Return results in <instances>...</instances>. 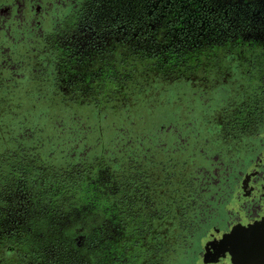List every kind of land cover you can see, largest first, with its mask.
Here are the masks:
<instances>
[{
  "label": "flooded vegetation",
  "instance_id": "af4514ba",
  "mask_svg": "<svg viewBox=\"0 0 264 264\" xmlns=\"http://www.w3.org/2000/svg\"><path fill=\"white\" fill-rule=\"evenodd\" d=\"M110 1L104 21L94 17L102 7L100 0H0V31L34 36L45 33L42 41L51 42L60 58V68L68 74L69 87L79 89L80 93L112 97L133 84L139 94L126 100L130 109L141 105L145 97L157 102V93L169 91L197 93L203 101L209 100L210 94L222 92L223 107L229 97L237 98L242 90L256 84L259 67L264 64V37L257 33L245 35L244 29L232 27L211 8L209 0H154L151 9H138L135 19L115 12L117 0ZM6 40L4 45L9 44ZM253 141L256 140L242 144L252 147L256 144ZM252 151L245 149L247 156L236 158L238 180L231 192L222 196L221 207H201L206 216H199L198 206L195 214L189 210L180 216L177 204L171 206L172 214L175 210L167 228L171 248L163 254L142 249L140 264H231L228 253L222 250L211 259V254L215 255L211 247L217 246L221 234L237 223L254 222L264 208V164ZM10 160L0 155V162L7 164ZM8 166H12L9 175L0 177V264H59L49 255V245L36 248L20 227L23 214L42 202H30L33 186L16 171L14 163ZM248 173H252L250 178L242 184ZM246 184L251 190L245 196L242 187ZM227 199L238 206L228 208ZM156 205L160 213L161 204ZM42 207L49 210L48 204L42 203ZM121 211L106 210L108 227L114 228L118 239L131 234L126 237L137 240L131 219ZM169 219L160 224L167 226ZM183 222L186 228L193 225L191 232H181L185 228L178 224ZM136 243L139 246L140 242ZM126 252L127 249L122 251L116 264L129 263ZM246 253L249 264H264V242L253 253L243 249L241 255ZM148 255L154 256V262L149 263Z\"/></svg>",
  "mask_w": 264,
  "mask_h": 264
},
{
  "label": "trees",
  "instance_id": "16d2710c",
  "mask_svg": "<svg viewBox=\"0 0 264 264\" xmlns=\"http://www.w3.org/2000/svg\"><path fill=\"white\" fill-rule=\"evenodd\" d=\"M44 36L45 33L42 32L34 36L31 33L0 31V123L6 127H10V123L13 124L14 131L19 128L17 134L14 132L7 138L0 136V155L12 160L16 171L33 186L32 190L37 186V182H40V190L43 191L44 180L41 176L44 167L49 170L50 165L45 161L44 155L38 153L37 142L33 145L27 143V140L35 136V130L38 128L21 130V126L29 121L28 117L32 113L35 115L37 106L43 105L45 98L50 97L52 117L48 114L49 120L53 129L63 135L61 144L70 145L67 147V155L72 160L62 169V182L48 183L47 192H50L53 198L59 194L67 200L81 194L83 200L84 195L88 194L93 197V201L92 204H86L87 207L101 210L99 212L103 215H106L107 209H122V215L131 219L130 224L135 227L134 232L141 234V221L151 214L152 204H161V212L158 213L160 223L165 222V215H175V210L173 214L170 212L173 204H177V214L180 216L187 214L189 210L195 214L198 206L199 216H206L205 209L201 207L221 204L222 196L230 193L237 183L236 159H226L222 163L219 156H215L216 159L212 161L210 168H197L200 172L190 182L187 178H182L180 182L175 181L176 176L158 163L156 155L147 153L146 146L140 143L139 138L130 139L127 144L120 142L126 134L132 137L131 130L135 129V118L128 108L130 102H126L129 97L133 98L139 94L135 86L129 84L112 97L98 93L88 95L80 93L79 89H71V85H68V74L66 75L63 67L60 68V58L55 48L51 42L42 41ZM4 40L9 41V44L4 45ZM262 65L263 67H259L256 84L253 87L248 86L247 91L242 90L237 98L231 97L234 102L227 100V110L232 112L226 123L227 132L222 128V135V129L218 128L216 131L219 133L216 132L215 137L228 135V138L238 140V152L241 146L243 147L242 142L255 139V156L264 164V64ZM34 92L38 94L33 96ZM28 101L35 111L30 113L28 110V113L23 115ZM80 106L87 109L79 110ZM13 108L17 110L16 113L12 111ZM120 111H125V116L121 115L119 124L114 127V136L111 139L113 144L97 151L98 141L92 136L94 126L91 125L93 121L89 115L93 114L94 120L110 118L111 122L115 123L113 119H119L116 116ZM128 118H131L132 122H127ZM15 120L17 126L14 124ZM88 139L90 142H87ZM82 141L85 142L83 146L80 144ZM173 144L176 146L178 142ZM105 166L109 170L104 172L113 175L108 181L102 173ZM261 166L264 168V165ZM243 182L244 180L241 183ZM97 194H105L104 204H98ZM65 201L54 199L48 204L50 213H59L68 205ZM94 202L97 204H93ZM77 205L74 204L73 208L82 209ZM128 212L130 215H127ZM178 226L185 228L181 230L184 234L187 229L191 232L193 225L190 224L186 228V224L181 223ZM171 246V238L168 237L166 248L162 252H167ZM48 253L52 259L60 258L53 245H49ZM61 261L59 264H66Z\"/></svg>",
  "mask_w": 264,
  "mask_h": 264
},
{
  "label": "rangeland",
  "instance_id": "374dc122",
  "mask_svg": "<svg viewBox=\"0 0 264 264\" xmlns=\"http://www.w3.org/2000/svg\"><path fill=\"white\" fill-rule=\"evenodd\" d=\"M100 2H102V7L98 15L94 17L105 21L104 18H108L111 1L100 0ZM153 4L154 0H117V4L114 3L113 8L115 12L123 13L125 18L135 19L139 15L138 9L145 12L151 9ZM209 5L217 14L222 15L232 27L239 30L240 28L244 29L245 35L247 33H257L259 36L264 37V0H209ZM37 94V92H34L33 96ZM182 94L186 96L181 98ZM224 97L225 95L222 92L219 94L213 93L210 94L209 100L203 101L200 100L197 93L188 94L176 91L159 92V95L157 93L155 95V101L157 102L151 99L148 100V97H145V100L141 101V105L131 108L130 114L134 116L136 124L135 129L131 130L132 137L126 134V137L122 138L123 141L120 142L127 144L131 140L139 138L140 143L146 146L147 153L156 155L155 159L158 163H161L168 172L176 176L175 181L180 182L182 178H187L190 182L193 177L199 174L200 171L197 168H210V164L213 163L212 161L216 157L211 158L216 153L219 154V158L223 163L226 159H243L248 154L243 152L245 149L247 151H250V149L256 150V146L251 147L249 145L247 148V145H245L243 146L245 149L241 146V150L238 152L235 150V148L237 150L240 148V145H236L238 140L228 138V135L222 138L215 137L219 133V131H216L218 128H223L227 132L226 123L232 113L228 112L227 108L229 106L227 104L222 107ZM49 99L50 97H46L43 105L38 103L36 111L28 101L22 112L23 115H26L28 110L30 113L35 111V115L33 116L32 113L28 117L29 121L21 126V130L38 128L35 130V136L27 140V143L33 145L37 142L38 153L43 154L45 161L50 165L48 166L49 170L44 167L41 176L44 180L43 191L40 190L42 184L40 182H37V186L33 189L34 197L30 200L33 203L40 201L43 204H51L54 199H60V202L66 200L65 197L62 198L59 194L56 198H53L54 196L47 192V188L49 190L48 183L62 182V169L66 168L72 161L67 155V147H70V145L61 144L63 135L58 130L53 129L49 120L52 110ZM228 100L235 101L231 97ZM83 109L85 111L87 108L85 106L79 107V110ZM12 111L17 112L14 108ZM92 115H89V118L91 117V121H93L91 125L94 126L92 136L98 141L96 150L99 151L101 147L113 144L111 139L114 136L112 134L114 127L119 124L121 115L125 116V111H120V114L116 116L119 119H113L115 123L111 122L110 118L94 120ZM16 122L17 120L14 121V124ZM127 122H132L131 118H128ZM3 125L0 123V136L5 138L9 137L10 134H14V132L17 134L19 131V128L14 131L11 123L8 124L10 127ZM223 129L222 135H224ZM175 139L177 141H173ZM87 142H90L89 139ZM174 142H178V144L174 146ZM80 144L83 146L85 142L82 141ZM7 159L10 158L7 157ZM10 163L13 162L8 161L7 164L0 162L1 178H5L6 174L9 175V167H12L8 166ZM104 170L109 169L105 166L102 172L105 180L108 181L113 175L104 172ZM190 173L193 176L189 175ZM251 174H246L244 182H247ZM246 186L247 184L242 187L245 196L251 190ZM97 195L96 201H98V204H104L105 194ZM94 198L96 197L94 196ZM92 201L93 197L88 196V194L84 195L83 200L82 195L78 194L75 198L67 199L65 202L68 205L59 213H49V210V212L46 209L43 210L42 203L34 204L28 212L26 211V214H23L24 216L22 215V218L20 217L23 221L20 227L36 248L45 245L56 247L61 259L66 264H107V261L108 264H116V260L119 259L122 251H126V249V255L130 256L127 264H140L143 260L142 249L154 252L163 251L166 248L167 228L171 225L172 216L169 214L164 216V219L170 218L167 221V226L160 224L156 204H152L150 207L151 214L141 222L140 228L143 234L136 233V240L135 237H126L131 234H126L123 239H118L114 228L108 227L110 224L108 216L100 213L101 210H92L91 207H87L86 204H92ZM226 202L228 208L238 206L233 201H228V199ZM74 204H78L77 206L82 207V209L73 208L75 207ZM93 204L97 203L94 202ZM217 205V207H221L222 204ZM259 213L261 215L254 222H239L230 231L223 232L215 243L218 245H212L211 247L215 251V255L211 254V259L217 257L220 250H222L228 253L231 264H249L245 260L248 252L241 255L243 249L253 253L264 242L262 241L264 240V208ZM155 222L156 224L152 225ZM152 228H155V231L151 232ZM145 231L149 232L146 233ZM136 242H140V247ZM133 254L136 255L135 258L131 257ZM147 258L151 259L149 263L154 262V256L148 255ZM57 260L60 262V258Z\"/></svg>",
  "mask_w": 264,
  "mask_h": 264
}]
</instances>
